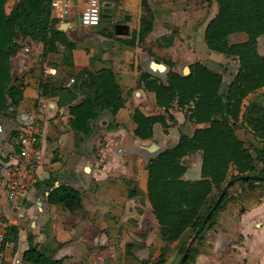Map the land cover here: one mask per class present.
Listing matches in <instances>:
<instances>
[{
    "label": "trees",
    "instance_id": "obj_1",
    "mask_svg": "<svg viewBox=\"0 0 264 264\" xmlns=\"http://www.w3.org/2000/svg\"><path fill=\"white\" fill-rule=\"evenodd\" d=\"M6 1L0 0V117L15 120L23 98L25 72L14 75L12 57L22 51L23 40L44 42L45 54L57 52L58 43L68 49L75 44L63 31L55 28L51 18L52 0H18L9 13L5 10ZM214 2L217 13L206 25L204 41L209 50L237 60L236 71L230 80L200 61L189 64L185 74L169 71L165 81L152 79L145 73L140 75L139 84L156 92L157 103L166 112L177 106L185 109L195 124L204 126L197 127L192 136L182 134L177 144L152 158L147 165L146 198L158 221L161 238L168 245L161 247L157 260L152 261L150 258L138 259L132 252L134 243L127 242L125 254L138 259L139 264H165L174 242H182L178 249L181 257L186 248V238L181 237L187 230L191 237L197 235L196 239L201 240L214 225L217 211L229 200L230 191H227L208 221L203 222L230 179L241 177L230 187L240 183L241 187L247 184L264 189V106L252 103L243 110L244 98L264 87V55L259 54L257 48L258 38L264 35V0ZM142 9L140 27L130 40L123 41L126 44L143 45L153 29V14L147 0H142ZM238 33H244L247 39L231 42L230 36ZM108 36L113 33L108 32ZM159 40H173V35L161 36ZM146 50L152 55L149 49ZM68 76L61 73L46 75L39 85L40 97L56 98L59 107H68L67 114L57 115L59 132L73 130L77 137L79 133L88 137L94 128L93 120L104 111L114 117L128 99L110 68L94 71L82 68L77 74H71L79 82L70 85L67 84ZM133 117L137 124L134 134L140 139L152 138L155 122H161L165 128L169 126L164 115H146L136 109ZM242 125L251 131L255 141L246 144L237 135V127ZM19 135L20 129L11 127L5 141L15 152H19V146L14 143ZM49 136L48 142L52 140ZM34 141L39 147L40 133L35 134ZM196 151L202 153L201 177L186 180L183 178L187 168L184 158ZM57 181L53 174L40 181L39 184L46 188L47 201L62 205L72 214L81 212L79 189L60 181L56 185ZM132 192L134 194L135 190ZM18 238L19 227L8 226L4 242H13L16 248ZM27 241L28 246L23 252L26 262L62 264L65 257L57 258L55 253L39 248L34 234L29 233ZM196 257L197 250L192 248L183 264L192 263Z\"/></svg>",
    "mask_w": 264,
    "mask_h": 264
},
{
    "label": "crops",
    "instance_id": "obj_2",
    "mask_svg": "<svg viewBox=\"0 0 264 264\" xmlns=\"http://www.w3.org/2000/svg\"><path fill=\"white\" fill-rule=\"evenodd\" d=\"M17 1H6L5 10L7 13L11 11ZM52 1L56 2V6L51 4V18L54 20V26L56 29L63 31L70 41L75 44V47L68 49L58 43L57 52L45 54L46 46L44 42L24 39L22 51L12 57V72L15 73L17 69L25 72L23 98L17 110V118L15 120L10 119L8 123L7 118L0 117V125L3 123L8 125L10 129L20 124L22 129L23 124L20 117L22 114H26L29 119L34 118L36 120V128L40 120L43 126L42 132L47 130L48 133L41 134V144L37 147L42 160L35 169L36 183L30 192L25 208L21 210L11 201L0 196V218L4 219L0 220V233L5 231L6 226L16 225L19 227L16 248H14L13 242L0 243L3 250L0 264H30L23 259V252L28 246L27 236L29 233L34 234L39 248L47 253H55L57 258L65 257L62 264H98L95 254L100 250L99 244L103 245L106 241L113 246L112 248L114 246L118 248L120 253L108 257L102 264H139L136 259H132L125 254V244L127 242L134 243L135 246L132 248V252L139 259H143L144 257L138 255V251L146 246L148 233L144 230L139 233L137 224L128 227L127 222L132 216L131 214L135 216L131 199H117L116 197L102 199V196L110 184H115L117 190L121 189V186L123 187L127 198H132L138 193L141 196L139 200L142 207L152 210L151 204L146 198L147 165L149 161L164 150L177 144L182 134L192 136L197 127L204 126V124H195L189 119L187 111L177 106L166 112L165 108L158 105L156 92L139 84L140 75L145 73L152 79L165 81L169 71L185 74L189 64L195 61H200L206 64L208 68L219 71L217 63L213 61L215 60V54L220 53L209 50L204 41V46L207 48L206 55L210 54L211 58H204L207 62H203L197 56L195 61L190 62L185 71L181 72L180 52L184 51L186 43L185 0H147L153 14V29L145 39V43L146 48L152 52V55H149L142 46H132L123 42L130 40L133 32L140 27V18L143 12L142 0H101L102 3H112L110 18L108 17L109 20H101L97 26H84L80 23L81 10L87 5L88 0ZM62 14L63 16H61ZM118 23L125 24L129 33L123 30V33L116 34L115 26ZM195 27L196 24L193 25V28ZM108 32H112L113 36H108ZM194 33L191 34L194 35ZM164 35H173V40L166 42L159 40ZM246 39L247 36L244 33L230 36L231 42H242ZM164 47L169 49L172 54L177 55V58L173 56L171 59L164 60L156 57V54ZM257 48L259 54L264 55V35L258 38ZM202 50H204L203 46ZM220 55L223 56L225 63L229 62V64L222 62L224 68L231 66L232 63L237 66V60L228 58L223 54ZM182 58L184 59V56ZM154 62L163 65L164 69L158 68ZM213 64L217 66L214 67ZM104 67L113 71L123 92L130 94L124 107L120 108L114 117L104 111L96 120H93L94 128L88 137L81 133L77 137L73 130L59 132L56 128L59 120L52 119V117L55 113L67 114L68 107H59L56 98H45L44 102H40L39 85L41 79L46 75L67 74L70 75L67 77V84L70 85L79 82L71 74H77L82 68L94 71ZM252 103L264 106V87L257 89L244 98L243 110L247 109ZM136 109L146 115H164L169 126L165 128L161 122H155L152 138H138L134 134L137 124L134 121L133 114ZM105 123L109 126V129L118 128L119 130L118 133L114 134L117 142H112L111 135L113 133H106L107 136H111L108 148H104L112 156L109 161L110 165L117 166L121 159L120 153L123 144L126 141H129V147H135L139 150L140 161L142 156L148 155L146 179L144 180V177L141 176L144 181V188L141 191L140 187L136 186V180L138 179L140 182V172L137 173V179L129 176L95 179L96 186L90 189L94 169L91 165L85 163L92 151V147L89 148L88 144L96 135L97 128ZM124 127L129 130H122ZM239 127L242 128L246 136H249L247 138L250 141H255L251 131L245 128L244 125L237 127L236 133L239 137H241L238 132ZM241 133L243 132L241 131ZM47 135H50L52 142L47 141ZM170 140H173V142L167 145ZM113 144L116 145L113 146ZM196 157L200 158L198 166L193 162ZM184 165L187 167L183 175L184 179H200L202 153L196 151L187 155L184 158ZM50 174L57 176L60 182L79 189L83 205L81 213L86 212L84 216L87 214L81 220L78 213L72 214L62 205L50 204L47 201L46 188L39 183L48 178ZM241 186L240 183H237L231 187V189L236 190L235 193L230 192L229 197V199H235L237 208L234 212L235 215L243 216L259 206H263L264 210V189L253 188V186L247 184ZM99 189L101 191L97 193V196H94V193ZM133 190H135L134 194H132ZM32 215L37 218V222L36 219L31 220L28 229L24 230L26 228L24 222L30 219ZM218 222V219H216L214 225L208 231L214 230L213 227L217 226ZM157 225V239L161 242V249L168 243L161 238L159 224ZM208 231L205 232V235ZM132 232H134V235H131ZM188 233L190 231H185L181 239L184 240ZM174 243L171 244L170 252L173 249L177 255L179 245L182 242ZM112 248L109 250H112ZM14 252L16 253L15 257L12 256ZM18 254H20L19 259Z\"/></svg>",
    "mask_w": 264,
    "mask_h": 264
},
{
    "label": "rangeland",
    "instance_id": "obj_3",
    "mask_svg": "<svg viewBox=\"0 0 264 264\" xmlns=\"http://www.w3.org/2000/svg\"><path fill=\"white\" fill-rule=\"evenodd\" d=\"M185 37L186 43L184 45V51L180 52L181 59L179 60L180 70L181 72L185 71V68L190 62L195 61V58L199 56L203 62H207L206 59H210V54L206 55V50L204 46V30L208 21L215 16L217 13V4L214 0H185ZM196 24V27L193 28V25ZM195 32L194 35L191 33ZM140 47L146 48V43L143 45H139ZM202 46L204 50H202ZM196 50V52H195ZM184 54V55H183ZM215 60L213 62L217 63L213 64L214 67L217 66V69L221 71L226 80H230L232 78L233 73L236 71V65L232 63L231 66L224 68L223 63L225 60L223 56L220 54H215ZM177 58V55L172 54L169 49L166 47L162 48L156 57L159 59H171L172 57ZM184 56V59L182 58ZM206 58V59H204ZM223 62V63H222ZM225 64H229L226 62ZM21 72L17 69L14 73ZM127 96L129 97L130 94ZM58 113L52 117V119L58 118ZM7 118L9 120L11 118L1 116V118ZM17 118V116H16ZM1 122H3L1 120ZM60 125L58 121V126ZM1 128L4 130V133H0V145L6 140L7 135L10 131L8 125L1 124ZM129 130L127 127L122 128V130ZM43 130L42 123L38 122L37 131L40 134L48 133L47 130ZM61 131V129H60ZM118 128L109 129V126L105 123L100 125V127L96 130V135H94L93 139L89 141L88 147H92V151L89 154L88 159L85 161L87 165H91L94 173V177H91V187L94 188L96 185L95 179H106V178H120V177H133L137 179V173L140 172V182L136 180V186L140 187V191L144 188V181L141 176L146 179V163L147 156L144 155L141 157L139 150L135 149V147H129V141H126L123 144L121 153H120V161L117 166L110 165L109 161L112 156L108 154L106 151L108 145L110 143V137L112 136V142L115 141L114 134L118 133ZM241 131L243 133H241ZM107 132L113 133L111 136H107ZM239 135L246 141V144H249V139L244 134L242 128L239 127ZM43 137V135H42ZM50 137V136H49ZM51 139V138H50ZM52 142V140H50ZM173 140H170L167 145H170ZM116 144H113V146ZM112 146V147H113ZM250 146V145H249ZM95 147V149H94ZM132 151V152H131ZM131 152V153H130ZM136 152V153H134ZM116 153V152H115ZM118 153V152H117ZM140 163H138V162ZM193 162L196 166L200 164V158L196 157L193 159ZM122 177V178H123ZM84 180V179H82ZM85 182H87L85 180ZM237 184V183H236ZM115 184H110L108 188H106V192L103 194L102 199L108 197H116L117 199H131L132 207L135 209V216H132L128 220V227H133L134 224H137L138 232L142 233L144 230L148 233L147 243L144 248L138 251V255L141 257H148L152 259V261H156L158 256L160 255V246L161 242L157 239V230H158V222L154 216V213L149 208H143L139 199L141 196L137 193L132 198L126 197V192L121 186V189H116ZM234 186V185H233ZM232 186V187H233ZM101 191L100 189L94 193V196H97V193ZM228 191L235 193L236 190L228 189ZM101 194V193H100ZM100 194H98L100 196ZM237 210L235 206V199H229L224 202L222 208H220L215 216V220L218 219V225L213 227L214 230H210L207 234L201 239H196L193 249L197 250V259H195L192 263L189 264H264V210L263 206H259L245 213L243 216L235 215V211ZM86 213V212H85ZM85 213L78 212L79 219L81 220ZM37 222V218L33 215L30 219H27L24 222V226L26 227L24 230L28 229V226L31 220H35ZM0 220H4L1 219ZM133 221V222H132ZM84 231V230H83ZM133 231V229H132ZM135 232V231H134ZM132 232L131 235H134ZM144 232V233H145ZM152 233V235H151ZM91 235V232H90ZM96 236H98L96 234ZM139 236V235H138ZM91 237V236H90ZM89 237V238H90ZM140 237V236H139ZM142 238V237H141ZM186 244L192 238L190 233L185 237ZM98 243V239L96 240ZM2 244V243H1ZM175 244V243H173ZM172 246V245H171ZM170 246V248H171ZM1 247V245H0ZM100 250L95 254V257L98 260V264L104 263V261L108 257L116 256L120 253L118 248H112V245H109L107 241L100 245ZM112 250H109L111 249ZM107 249V250H106ZM3 251V250H2ZM97 251V250H96ZM16 252V251H15ZM13 253V257H15L16 253ZM200 253V254H199ZM18 259L20 254L17 255ZM1 258V255H0ZM95 258V259H96ZM138 258V257H137ZM179 252L176 255V251L172 249L170 255L168 256L165 264H176L180 260ZM94 259V260H95ZM139 259V258H138ZM138 259L136 262H138ZM103 261V262H102ZM97 263V262H95ZM18 264V263H17Z\"/></svg>",
    "mask_w": 264,
    "mask_h": 264
},
{
    "label": "built area",
    "instance_id": "obj_4",
    "mask_svg": "<svg viewBox=\"0 0 264 264\" xmlns=\"http://www.w3.org/2000/svg\"><path fill=\"white\" fill-rule=\"evenodd\" d=\"M52 6H56L55 1H52ZM101 12V0H88L87 5L81 10L80 23L84 26L99 25ZM44 99L41 97L40 102H44ZM20 118L23 124L22 129L20 124L14 126L20 129V135L14 141L19 146V152H15L13 146L5 142L6 140L0 145V196L23 210L36 183L35 169L41 163L42 156L34 141V136L37 134L36 120L34 118L29 119L28 116L27 118ZM6 228L7 226L5 231L0 233V243H5ZM0 255L2 256L1 247Z\"/></svg>",
    "mask_w": 264,
    "mask_h": 264
},
{
    "label": "water",
    "instance_id": "obj_5",
    "mask_svg": "<svg viewBox=\"0 0 264 264\" xmlns=\"http://www.w3.org/2000/svg\"><path fill=\"white\" fill-rule=\"evenodd\" d=\"M111 4L110 2H103L102 3V15L105 17V19L109 20L110 18V7H111ZM109 17V18H108ZM123 30H126L125 32L126 33H129V31L127 30V26L125 24H121V23H118L116 24L115 26V33L116 34H121L123 33ZM154 64L158 67V68H162L164 69V66L161 65V64H157L156 62H154ZM22 118H27V115L26 114H22L21 115ZM2 128H1V125H0V133H2ZM241 177H238V178H234V179H230L226 184L225 186L223 187L222 191L220 192V194L218 195L216 201L214 202V204L212 205V207L210 208V210L208 211V213L205 215L204 219H203V222L206 223L209 219V217L211 216V214L214 212V210L216 209L217 205L220 203L222 197L224 196V194L228 191L230 185L232 182L240 179ZM243 178H259L258 176H244ZM262 178V177H260ZM56 185H59V182H56L55 183ZM196 238H197V235H193L192 238L190 239V241L188 242V244L186 245V248L180 258V260L178 261V263L176 264H183L190 252V250L192 249L195 241H196Z\"/></svg>",
    "mask_w": 264,
    "mask_h": 264
},
{
    "label": "flooded vegetation",
    "instance_id": "obj_6",
    "mask_svg": "<svg viewBox=\"0 0 264 264\" xmlns=\"http://www.w3.org/2000/svg\"><path fill=\"white\" fill-rule=\"evenodd\" d=\"M105 18H104V16L102 15V12H101V20H104ZM100 24V23H99Z\"/></svg>",
    "mask_w": 264,
    "mask_h": 264
}]
</instances>
